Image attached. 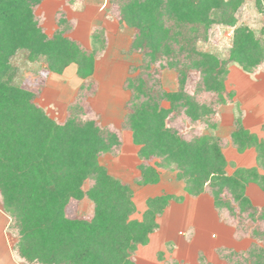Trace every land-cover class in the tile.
<instances>
[{"label": "trees", "instance_id": "obj_1", "mask_svg": "<svg viewBox=\"0 0 264 264\" xmlns=\"http://www.w3.org/2000/svg\"><path fill=\"white\" fill-rule=\"evenodd\" d=\"M243 1L109 3L118 22L133 31L126 53L141 56L140 65L128 68L130 75L123 83L129 96L121 124L138 148L136 184H157L158 170L172 169L187 194L210 195L216 213L235 228V238L244 235L253 240L244 252L226 250L224 256L221 249L218 257L227 264H264V205L253 206L245 194L248 183L264 192V174L255 168H236L227 174L224 139L212 131L182 136L174 127L182 120L206 126L214 117L211 104L201 99L205 94H213L215 101L222 99L225 62L197 46L206 41L213 26H235L233 12ZM254 1L264 11V0ZM41 2L0 0V206L10 219L8 230L16 237L13 256L23 264H136L133 253L157 229L155 217L170 196L147 199L141 220L129 218L134 211L131 188L109 175L98 160L104 154L119 153L120 135L86 111V94L96 90L95 59L106 47L102 28L91 33L89 49L64 36L72 23L64 18L57 19L60 28L48 37L35 15ZM233 35L228 61L244 70L259 66L258 56L264 52L261 40L242 26ZM20 56L28 62L44 60L48 73L60 74L75 65L82 82L62 122L48 118L34 101L38 94L18 83L11 60ZM162 69L175 72V91L161 87ZM192 72L197 79L188 92ZM234 125L231 145L239 154L253 147L264 170V140L243 129L240 120ZM85 182L88 187L83 190ZM83 199L91 203V213L68 214L69 206Z\"/></svg>", "mask_w": 264, "mask_h": 264}, {"label": "rangeland", "instance_id": "obj_2", "mask_svg": "<svg viewBox=\"0 0 264 264\" xmlns=\"http://www.w3.org/2000/svg\"><path fill=\"white\" fill-rule=\"evenodd\" d=\"M110 10L109 0H42L35 9V15L39 18L40 27L48 37L52 36L60 28L57 25V19L64 18L67 21H71V26L66 28L64 36L77 42L82 49L91 48V33L98 26L102 28L106 47L104 52L95 59V70L92 79L96 90L92 95H89V92L86 94V111L101 126H108L120 135L121 148L119 153L116 155L104 154L98 160L109 175L127 183L131 188V200L134 205V211L130 213L129 218L141 220L142 213L146 210L147 199L161 195L170 196V200L162 212L155 217L158 225L157 229L149 234L147 244L139 245L133 253L135 263L169 264L174 262L173 264H203L200 261L201 259L209 262L206 255L196 250L194 254L193 250H191L192 254H190L192 256L188 258H176L175 243L170 240L165 241L167 237H172V234L168 235V229L172 230L171 233L176 234L177 230L183 231L179 237L184 238L183 240L186 242L192 234L190 227L186 231L183 230L185 229L186 220L172 221L174 213H180L178 207L167 211L171 214V217H167L168 213H165L166 215L164 216L162 214L165 212L169 202L180 203L183 200L182 196H176L178 195L179 186L184 184L176 178L175 172L172 169H161L158 170L160 182L158 181L157 184L146 186L136 184L139 175L137 165L140 163L137 156L138 148L132 144L129 131L121 129V124L125 114L124 103L129 96L128 92L123 89V83L130 75L128 68L130 66H139L141 56L139 53H126V49L129 47L128 44L133 38V31L121 25L118 22L117 14L113 13V11L111 13ZM233 17L235 26L227 24L213 26L208 32L206 41L197 46L199 50L213 54L225 62L222 66L223 74L221 75L223 91L220 97L222 99L215 101L213 94H205L201 99V102L211 104V108L215 112L214 117L210 120L211 122L208 121L209 123L206 126L202 123L192 124L188 120H182L174 126L182 136L192 133L208 134L212 131L217 138L226 141L222 147V153L225 152V154L227 145H231L229 136L235 130L234 122L237 119L240 120L243 129L254 134L258 140H264V52L258 56L261 58L259 66L250 70H244L236 62L228 61L234 29L239 26L253 32L264 46V11H260L256 7L254 0H244L233 12ZM11 64L17 69L16 76L18 77L16 78L20 86L38 94L34 101L45 111L48 118L57 123L62 122L67 116L68 104L74 100L82 82L81 79L76 77L75 65L70 64L60 74H55L46 71L44 60L28 62L23 56H20L12 59ZM155 68L158 69L156 66ZM219 72L222 73V70L220 69ZM136 73L132 74V76ZM159 75L160 85L165 91L172 92L177 89L175 72L162 69ZM189 75V81L186 85L188 92L192 91V85L197 79L196 73L192 72ZM215 79L216 76L211 82L213 85L216 83ZM214 101L219 103L217 102V105H215ZM253 108L262 111L260 113L262 115L261 121L260 119H251V115H248L253 111ZM207 118L208 120L210 119V117ZM210 125H215L213 130H209ZM247 150H253L254 157L256 156V151L253 147L246 148L243 152ZM244 157L247 158V156ZM232 168L233 162L226 161L225 172L229 174L228 172H233L236 169L234 167L233 171H231ZM248 168H255L259 174H264V170L258 165L256 157L254 166ZM254 185L257 186L256 184ZM86 187H88V182L84 183L83 190H86ZM257 188L264 194L258 186ZM185 194L189 196V202H194V198L198 197H192L187 192ZM208 196L210 197V195ZM211 205L213 207V204ZM201 209L203 210V208ZM183 210V214L186 213L187 218L195 212L192 203L189 206H185ZM67 212L75 216H86L91 213V203L83 199L75 205L74 203L70 205ZM216 212L213 207L212 216H206L211 222L208 228L204 229L205 231L201 238L206 237L207 241H209L207 245L210 244L208 248H214L216 258L219 260L217 264H227L218 257V251L224 249V256L227 255L226 250L237 253L244 252L253 240L244 235L235 238V228L225 222V218H222ZM0 214V217L4 218V220H0V245L3 246L0 251V257L3 256L10 260L13 256L12 247L16 242V237L8 230L10 219L3 212L1 206ZM3 232L5 234H2ZM13 258L15 259L14 256ZM15 260L13 264H19ZM209 263L212 264L211 262Z\"/></svg>", "mask_w": 264, "mask_h": 264}, {"label": "crops", "instance_id": "obj_3", "mask_svg": "<svg viewBox=\"0 0 264 264\" xmlns=\"http://www.w3.org/2000/svg\"><path fill=\"white\" fill-rule=\"evenodd\" d=\"M131 43V42H130ZM130 43L128 44V46L130 45ZM256 104V103H255ZM256 107V105H255ZM253 111L251 113H249L248 115H251V119H260L261 121V116L260 113H262V111L257 110L256 108L252 109ZM247 115V116H248ZM246 116V117H247ZM230 145V144H229ZM224 151V150H223ZM226 154L224 153L225 160L227 162H233V168L231 169V171H233L234 167L235 168H248V167H253L255 164V157H254V152L253 150H247L245 152H243L242 154L239 155V153L230 145H227V149H226ZM244 156H247V158H245ZM249 158V159H248ZM229 174L231 172H228ZM160 182V181H159ZM179 191H178V195L176 196H182L183 200L180 203H175V202H169L167 208L165 209V212L162 213L163 216L166 215L169 210H172L174 207H178V209L180 210V213L176 214V212L174 213V215L172 216V221L173 222H179L180 220H186V224H185V230L187 228H191L192 229V234L189 238V240L184 241L181 237H179V235L183 232H181L180 230H177V234L176 233H171L172 230L168 229L167 233L172 234V237H167L165 239V241L170 240L171 242L175 243V256L176 258L179 259H184V258H188L190 256H192L191 254V250H193V254L196 251H201L204 255L207 256V259L209 262H211L212 264H217L219 262V260H217V256L215 255V251L214 248H208V244L209 241H207L206 237H204L203 239L201 238V235L204 233V229L208 228V225H210V219H208V215H210V217L212 216L213 212V207L211 204H213L211 198L206 195V194H202L200 196H198L197 198H194V202H189V196H187L183 190V186H179ZM245 194L248 197V199L250 200V202L252 203V205L254 206H262L264 204V194L257 188V186H255L254 184H247L246 189H245ZM152 198V197H151ZM192 203L194 206V213H196L194 215V217L190 216L189 218H187L186 213L183 214V209H185V206H189V204ZM184 207V208H183ZM190 208V207H189ZM203 208V210L201 209ZM166 213V214H165ZM182 213V214H181ZM169 214V213H168ZM167 217H171V214L168 215ZM198 214V215H197ZM1 215V214H0ZM2 217V216H1ZM0 220L4 218H1ZM171 221V219H170ZM160 225V224H159ZM1 232V231H0ZM2 234H5V232H3ZM200 236V237H199ZM206 240V241H204ZM164 241V242H165ZM3 246L0 245V251L2 250ZM191 253V254H190ZM15 259L12 256V259H6L3 256L0 257V264H13V261ZM17 261V260H15ZM19 262V261H18ZM21 262H19L20 264ZM23 264V263H21Z\"/></svg>", "mask_w": 264, "mask_h": 264}]
</instances>
